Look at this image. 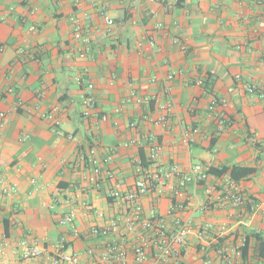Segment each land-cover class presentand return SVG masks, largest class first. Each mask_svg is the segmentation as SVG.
<instances>
[{
	"label": "crops",
	"instance_id": "crops-1",
	"mask_svg": "<svg viewBox=\"0 0 264 264\" xmlns=\"http://www.w3.org/2000/svg\"><path fill=\"white\" fill-rule=\"evenodd\" d=\"M90 84L106 122L85 117ZM163 114H171L168 127L155 123ZM150 135L162 167L257 170L238 183L249 199L242 208L218 200L229 175L178 196L179 216L194 229L184 264H226L248 238V259L263 264L254 236L264 238V0H0V264L22 263V240H58L72 209L82 230L100 223L99 212L118 217L125 204L110 194L135 189ZM93 147L104 167L97 186L83 178ZM142 204L168 217L172 201L149 195Z\"/></svg>",
	"mask_w": 264,
	"mask_h": 264
},
{
	"label": "built area",
	"instance_id": "built-area-1",
	"mask_svg": "<svg viewBox=\"0 0 264 264\" xmlns=\"http://www.w3.org/2000/svg\"><path fill=\"white\" fill-rule=\"evenodd\" d=\"M80 2L92 0H75V4ZM96 6L99 15L109 26H113L114 20L109 16L106 7L99 3H96ZM170 8V4L165 7L166 10ZM72 21L76 25V31L82 32L85 29L79 20L73 18ZM85 27L87 35L84 44L87 48L92 42L93 25L90 16H87ZM158 27L161 28L162 24ZM173 43L184 50L187 49L178 38L174 39ZM81 57L85 58L86 52H82ZM172 78L170 76L169 80ZM77 80L79 83L82 82L80 78ZM87 89L88 95L84 98L85 117H97L104 122L108 121V116H102L97 112V102L93 96L94 86L90 84ZM248 90L254 92L255 88L250 86ZM161 109L170 113L171 102H166ZM170 116L171 114H163L155 123L168 127ZM217 118L223 127L224 120L218 115ZM198 133L199 130H191L185 137L191 139ZM147 142L150 145L149 167L144 168L141 161L139 162V178L135 189L126 193L114 191L110 194L111 198L125 204L123 212L118 217L107 218L104 213L99 212L97 217L100 223H94L88 229L82 230L76 224L77 213L72 209L59 221V225L65 231L58 240L32 238L20 242L22 250L20 264H184V249L194 229L191 224L180 218L179 213L185 207L176 199L189 184L197 186L206 182L210 176L209 169L203 164H197L192 166L188 173H184L177 166L162 167L159 164L161 147L156 137L150 135ZM85 162L87 174H84V181L97 186L104 174V167L96 148L89 150ZM109 176L113 177L111 174ZM14 190L15 188L4 189L3 194L7 195ZM149 195L171 198L172 205L168 217L161 216L155 208L149 214L146 213L142 199ZM218 200L222 206L231 205L234 208H242L249 201L230 177L226 179ZM211 228L210 224L202 228L200 231L202 238L208 237L207 232ZM78 242L85 243L86 247L83 250H76L75 244ZM235 254V260L225 257L226 264H260L249 259L244 260L242 247L237 248Z\"/></svg>",
	"mask_w": 264,
	"mask_h": 264
},
{
	"label": "trees",
	"instance_id": "trees-1",
	"mask_svg": "<svg viewBox=\"0 0 264 264\" xmlns=\"http://www.w3.org/2000/svg\"><path fill=\"white\" fill-rule=\"evenodd\" d=\"M212 144H215V141H213ZM141 164L144 168L149 167V162L144 157V155H142L141 157ZM256 172L257 170L255 168L243 167V166H234L232 168H223V169H215V168L209 169L210 175H215L217 177H223L225 175H229L230 179L237 184L240 183L241 181L251 179L256 174ZM254 237L257 240L258 248L260 250V258L264 264V238L261 234H256ZM242 250H243L244 260H248L249 238L246 240L244 247H242Z\"/></svg>",
	"mask_w": 264,
	"mask_h": 264
}]
</instances>
